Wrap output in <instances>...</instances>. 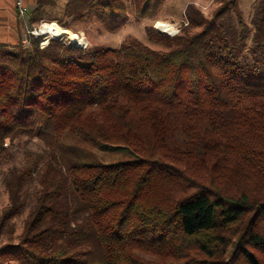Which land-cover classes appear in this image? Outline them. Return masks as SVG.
<instances>
[{
	"label": "trees",
	"instance_id": "trees-1",
	"mask_svg": "<svg viewBox=\"0 0 264 264\" xmlns=\"http://www.w3.org/2000/svg\"><path fill=\"white\" fill-rule=\"evenodd\" d=\"M130 1L69 0L65 15L116 31L167 2ZM240 1L211 17L188 4L175 36L147 27L159 50L0 43V151L47 149L5 178L0 238L38 173L42 189L0 264H264V0L250 24Z\"/></svg>",
	"mask_w": 264,
	"mask_h": 264
},
{
	"label": "rangeland",
	"instance_id": "rangeland-1",
	"mask_svg": "<svg viewBox=\"0 0 264 264\" xmlns=\"http://www.w3.org/2000/svg\"><path fill=\"white\" fill-rule=\"evenodd\" d=\"M259 0H241L240 6L244 13V18L249 24L254 18L255 5ZM67 0L52 1L51 4L47 3L40 8L39 13L36 15V23L34 26H39L44 23H57L61 27L76 33L80 38H84L87 41V46L84 49H89L96 46H104L110 48H119L128 36H135L143 41L148 46L154 49H162L163 47L151 42L147 37V27L154 25L156 27L158 21L169 22L176 26L180 31L182 30L185 22V9L187 7L188 0H167L166 4L161 9L158 21L154 19L138 20L134 14L130 15V20L120 29L111 31L106 25L97 18L86 17L84 19H76L73 17H67L65 15V7ZM129 8L133 9L134 5L130 0H127ZM200 9L208 16L211 17L213 12L218 8V4L215 0H202ZM168 33V32H167ZM27 30L25 32V37ZM84 35V37H82ZM23 39L19 42L18 39H14L16 43L13 47H19V45H25L29 47L30 44H24ZM62 41L66 43L68 40L65 38ZM47 149L43 141L39 138L23 137L16 140L7 149L0 151V223L1 218L4 215L5 209L10 204V193L5 183L7 174L15 169H22L27 166L35 165L41 158L37 155L46 156ZM42 164V161H41ZM42 166H44L42 164ZM40 174L26 186L24 191L25 209L24 212L12 219L5 227V231L0 238V245H15L19 242L18 238L23 234L25 229V223L31 210L34 208L37 195L42 189L40 181ZM1 225V224H0ZM13 264H21L20 262H14Z\"/></svg>",
	"mask_w": 264,
	"mask_h": 264
},
{
	"label": "crops",
	"instance_id": "crops-1",
	"mask_svg": "<svg viewBox=\"0 0 264 264\" xmlns=\"http://www.w3.org/2000/svg\"><path fill=\"white\" fill-rule=\"evenodd\" d=\"M52 1L56 0H24L28 7V14L23 16L17 6V0H0V43L14 46V39L20 42L25 37L28 28L34 27L35 14L39 13V9ZM69 0H67L66 5ZM202 0H188L187 5L195 3L200 5Z\"/></svg>",
	"mask_w": 264,
	"mask_h": 264
},
{
	"label": "built area",
	"instance_id": "built-area-1",
	"mask_svg": "<svg viewBox=\"0 0 264 264\" xmlns=\"http://www.w3.org/2000/svg\"><path fill=\"white\" fill-rule=\"evenodd\" d=\"M17 6L18 8L20 9V13L23 15V16H26L28 14V7L25 5L24 3V0H17ZM53 24H57V23H42L41 25L39 26H34L32 28H28L27 29V35L23 41L24 44H30V39L31 37H36V38H40V37H43L44 40L41 42V47L42 48H45L47 46L50 45L51 41L54 40V39H59V40H63V39H67L70 44H72L73 41H71L67 36H61V35H57L55 33L52 32V28L50 26L53 27ZM156 29L162 31V29H160L159 27H155ZM164 32V31H162ZM167 33V32H165ZM180 33V29H178L176 26H175V32L174 33H168L172 36H175L177 34ZM82 37H84V35H82ZM79 46L78 47H86L87 44L86 42H78Z\"/></svg>",
	"mask_w": 264,
	"mask_h": 264
},
{
	"label": "bare ground",
	"instance_id": "bare-ground-1",
	"mask_svg": "<svg viewBox=\"0 0 264 264\" xmlns=\"http://www.w3.org/2000/svg\"><path fill=\"white\" fill-rule=\"evenodd\" d=\"M52 28V32L57 34V35H61V36H67L71 41L73 42H86V39L84 38H80L76 33L68 30L67 28L61 27L59 24H53V27L50 26ZM157 27H159L160 29H162V31L164 32H168V33H174L175 32V27L173 24L169 23V22H165V21H158L157 22Z\"/></svg>",
	"mask_w": 264,
	"mask_h": 264
},
{
	"label": "water",
	"instance_id": "water-1",
	"mask_svg": "<svg viewBox=\"0 0 264 264\" xmlns=\"http://www.w3.org/2000/svg\"><path fill=\"white\" fill-rule=\"evenodd\" d=\"M73 45L79 46L78 42H72Z\"/></svg>",
	"mask_w": 264,
	"mask_h": 264
}]
</instances>
